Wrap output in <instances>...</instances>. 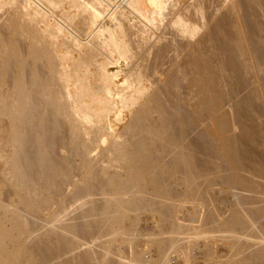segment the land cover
Returning a JSON list of instances; mask_svg holds the SVG:
<instances>
[{"label": "bare ground", "instance_id": "6f19581e", "mask_svg": "<svg viewBox=\"0 0 264 264\" xmlns=\"http://www.w3.org/2000/svg\"><path fill=\"white\" fill-rule=\"evenodd\" d=\"M202 177L217 263L264 264V0H0V264H168Z\"/></svg>", "mask_w": 264, "mask_h": 264}, {"label": "rangeland", "instance_id": "374dc122", "mask_svg": "<svg viewBox=\"0 0 264 264\" xmlns=\"http://www.w3.org/2000/svg\"><path fill=\"white\" fill-rule=\"evenodd\" d=\"M5 10V9H4ZM4 10H2V11H4ZM112 71L113 72H115V69H112ZM126 118V117H125ZM125 120H127V119H125ZM205 178H207V177H202V179L201 180H199V179H197L196 181H194V184H195V182H197V183H199L198 184V186H197V183L195 184V186L198 188L200 185L202 186L201 188H202V190H201V188L199 187V190H201V194L199 193V190L197 189V188H195L194 187V189H197L196 190V193H194L193 195L196 197H194L193 195H190V199L192 198V197H194L193 199H189V200H187V203H185V202H183V204L182 203H180V208H181V210L178 208V210H180L179 211V213H177V214H179V215H176L177 216V218H178V220L179 221H177L178 223L180 222L181 224H184L186 227H189L190 228V230H188V231H186L187 233H185L184 232V235H182V236H179V237H177L178 239H177V242H176V245H175V248H174V252H171L170 254H169V259H167V263L168 264H186V263H184L183 262V260L185 259V257H184V255L186 256V254H187V256L186 257H188L189 258V260H188V258H186V260H188L187 262H188V264H214V263H212V262H215L216 264H218L217 263V261L218 260H224L227 256H229V253H231V251H228L225 247H223L222 245V247H220V243L222 242V240H219L220 238H219V236L221 235V233L220 232H218V226H219V224H220V220L222 219V218H225L226 216H227V213H228V210L230 209V208H232L233 206H236L235 204L237 203L236 201H235V199H234V196H232L231 195V193L230 192H228V190H227V188L225 187H221L222 189H224V190H222L221 188V190L219 189V185H215V187L214 186H210L209 185V183H208V186L206 187V185H205V182L207 183L208 181H209V179L207 178V180L205 179ZM202 182L201 184H200V182ZM194 184H193V186H194ZM220 184V183H219ZM221 185V184H220ZM193 186H192V188H191V191L193 190V191H195L194 189H193ZM203 186H204V188H203ZM222 186V185H221ZM209 187V188H208ZM176 190H178V192H183V190L181 189V188H178V187H176L175 188ZM206 189V190H205ZM206 191V192H205ZM220 191V192H219ZM199 193V194H198ZM190 194H191V192H190ZM198 194V195H197ZM198 197H197V196ZM205 198H207L206 200H205ZM213 198H215V199H213ZM203 201V203L200 201ZM188 201H190L189 203H188ZM206 201V202H205ZM185 204V205H184ZM189 204V205H188ZM196 205V206H195ZM245 205H247V206H245ZM249 204H245V203H243V202H241V203H238L237 204V208L243 213V209L245 210L246 209V211H248L251 207H255L254 205H250V206H248ZM185 206V207H184ZM208 206V207H207ZM195 207V208H194ZM245 207V208H244ZM182 208H183V210H182ZM211 208V209H210ZM218 210H217V209ZM227 208V209H226ZM248 208V209H247ZM197 209H199L198 211H197ZM216 209V210H215ZM223 210V212H222V210ZM211 210V212H213L212 213V215L213 214H215V215H213L215 218L211 221V222H208L207 221V217H208V215L209 214H211L209 211ZM213 210V211H212ZM226 211H227V213H226ZM181 212V213H180ZM195 212H197V213H195ZM185 213V214H184ZM205 213H207V214H205ZM222 213V214H221ZM181 214V215H180ZM220 214V215H219ZM195 215V216H194ZM226 215V216H225ZM223 216V217H222ZM144 215H143V219H144ZM183 217H184V219L185 220H182L183 219ZM201 218V219H200ZM206 218V219H205ZM154 219V220H153ZM188 219H189V221H188ZM215 219H217L218 221H216ZM216 222H215V221ZM202 221V222H201ZM159 223L160 222V220H159V218H157V216H153L152 217V219H144V221L143 220H141V222L139 223V227H141L142 228V230H144L146 227H153L154 228V226H156L157 224L156 223ZM192 222H194V223H192ZM153 224H155V225H153ZM216 224V225H215ZM148 225V226H147ZM192 225L193 226H195L196 228L195 229H193L194 227H192ZM199 226V227H198ZM201 227V228H200ZM214 227H216V230L214 231ZM214 228V229H213ZM192 229H193V231H192ZM201 230L199 233V235H197L198 233H196L197 231L196 230ZM203 229V230H202ZM198 230V231H199ZM240 230V231H239ZM238 230V232L240 233L239 234V236H238V240H237V243H238V248L240 249L242 246H246V248H247V246H248V243H249V248H247V249H245V246H244V248L242 247V249H240L239 251H240V253H239V256L240 257H247V255L249 254V252L250 251H253L254 250V246H256L255 245V242L254 243H252V240L251 239H249L248 237H247V233L249 232V231H247L246 230V233L244 234L243 233V230L242 229H239ZM203 231H205V232H203ZM212 231V232H211ZM245 232V231H244ZM146 233V232H145ZM196 235H195V234ZM205 233V234H204ZM215 234V235H214ZM243 234V235H242ZM193 237H192V236ZM219 235V236H218ZM210 236V237H209ZM92 237H94V236H92ZM91 236L90 237H85L86 238V240L88 241V243H87V241H85V238H81V240L82 241H84L85 243H87V245L86 246H83L81 249H85V248H87V247H89L90 249H92V250H94V251H96L97 253H99L98 252V250L100 251H102V248L101 249H99L100 247H98V245L99 244H101L100 242H105V241H107V240H109L110 238H109V236H107V237H105V236H102V238H101V236H100V238H99V236H96L95 235V237L93 238V239H89V238H92ZM105 237V238H104ZM148 237H149V235H143V236H138V238L136 237L134 240H132V244H131V240H126L125 238H123V239H125L124 241L123 240H121V239H115V241H113L112 243H110V244H113V246H114V248H115V245L117 246V248H119L120 250L121 249H123L124 250V253L123 254H125V255H122V254H120L121 253V251H119V249H117V251H119L118 253L120 254H118L117 256L115 255V254H117V252L114 254V253H109L108 254V258H110V259H113L114 260V262H115V260H116V262H115V264H120L119 263V261H117V259L116 258H118V260L119 259H121L122 261L124 260V261H126V263L128 264V262L130 261L131 263H136V262H138V259L139 260H141V261H147V260H151L153 257L155 258V255H156V249H154V247L150 244V242L148 241ZM152 237H155V238H157L158 236H156V235H154V236H152ZM161 237V236H160ZM160 237H158V238H160ZM163 238L164 237H166V238H168V236H162ZM199 237V238H198ZM246 237V238H245ZM195 238V239H194ZM106 239V240H105ZM138 239V240H137ZM147 239V240H146ZM246 239V240H245ZM102 240V241H101ZM120 240V241H119ZM137 240V241H136ZM211 240V241H210ZM251 240V241H250ZM90 241V242H89ZM136 241V242H135ZM83 242V243H84ZM117 242H119V243H121L120 244V246H118V244L119 243H117ZM130 242V243H129ZM248 242V243H247ZM114 243H116V244H114ZM191 244V245H190ZM222 244V243H221ZM247 244V245H246ZM252 244V245H251ZM125 245V246H124ZM135 245V246H134ZM183 245H185V247L183 246ZM189 245V246H188ZM113 246L111 247V245H110V250L112 249H114L113 248ZM122 246V247H121ZM177 246V247H176ZM184 248H187V249H185V250H187V253L185 254V253H183L182 252V250H184V249H182L183 247ZM253 246V247H252ZM136 247V248H135ZM151 247V248H150ZM178 247H181V248H178ZM257 247V246H256ZM224 248V249H223ZM253 248V250H251ZM116 249V248H115ZM114 249V250H115ZM129 249V250H128ZM130 249H131V251H130ZM181 249V250H180ZM220 249V250H219ZM222 249V250H221ZM256 249V248H255ZM111 250V251H112ZM128 250V251H127ZM82 251V250H81ZM116 251V250H115ZM114 251V252H115ZM243 251V252H242ZM186 252V251H185ZM131 253V254H130ZM178 253H180V254H178ZM184 255H183V254ZM251 253V252H250ZM134 254V255H133ZM241 254V255H240ZM122 255V256H121ZM242 255H244V256H242ZM250 255V254H249ZM118 256H120V257H118ZM136 256V257H135ZM239 256H237V258H239ZM123 258V259H122ZM124 258H126V259H124ZM128 258V259H127ZM153 258V259H154ZM183 258V259H182ZM220 258V259H219ZM236 258V257H235ZM235 258H233V260H236ZM135 259H137V261H134V262H132L133 260H135ZM227 259V258H226ZM128 260V261H127ZM169 260V261H168ZM215 260V261H214ZM129 262V264H131ZM231 262V261H230ZM125 262H123V264H124ZM125 263V264H126ZM141 262H139V264H140ZM136 264H138V263H136Z\"/></svg>", "mask_w": 264, "mask_h": 264}]
</instances>
